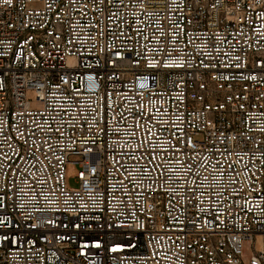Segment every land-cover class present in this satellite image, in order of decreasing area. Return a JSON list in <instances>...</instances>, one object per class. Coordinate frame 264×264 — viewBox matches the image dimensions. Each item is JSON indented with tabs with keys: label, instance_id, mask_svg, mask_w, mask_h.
<instances>
[{
	"label": "built area",
	"instance_id": "obj_1",
	"mask_svg": "<svg viewBox=\"0 0 264 264\" xmlns=\"http://www.w3.org/2000/svg\"><path fill=\"white\" fill-rule=\"evenodd\" d=\"M0 264H264V0H0Z\"/></svg>",
	"mask_w": 264,
	"mask_h": 264
},
{
	"label": "rangeland",
	"instance_id": "obj_2",
	"mask_svg": "<svg viewBox=\"0 0 264 264\" xmlns=\"http://www.w3.org/2000/svg\"><path fill=\"white\" fill-rule=\"evenodd\" d=\"M28 99L31 102V105L33 108H37L38 107V102L36 100L35 94L32 92L28 93ZM73 159V158H72ZM78 171L77 167L74 166H68L67 167V182L70 186L74 185V179H75V175ZM246 249V253L248 256L252 255V245L251 243L246 244L245 246Z\"/></svg>",
	"mask_w": 264,
	"mask_h": 264
}]
</instances>
